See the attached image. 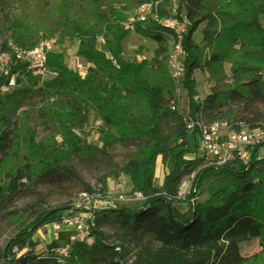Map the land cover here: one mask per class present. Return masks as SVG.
Listing matches in <instances>:
<instances>
[{"label":"trees","instance_id":"1","mask_svg":"<svg viewBox=\"0 0 264 264\" xmlns=\"http://www.w3.org/2000/svg\"><path fill=\"white\" fill-rule=\"evenodd\" d=\"M39 1L44 11L41 23L29 34L12 26L16 31L10 41L28 50L54 36L60 46L78 42L79 56L91 66L82 77L67 67L63 53L50 51L46 64L54 76L49 80L21 62L0 74V206L53 174L82 182L72 160L90 162L97 153L108 156L111 145L128 143L134 151L112 176H126L131 192L139 193L144 202L137 208L93 210L89 241L70 242V233L59 232L45 254L35 253L31 237L40 227L58 222L69 206L34 209L32 221L0 252V264H247L241 246L253 239L264 254L260 147L249 148L247 162L235 156L224 164L202 167L203 159L183 160L189 137L194 143L198 138L197 130L187 129L186 114L207 125L224 123L237 133L264 126V0H86L88 18L72 12L77 0ZM148 3L153 4L152 16L130 25L134 33L156 44L151 63L125 60L123 43L129 30L123 26L124 14ZM52 13L54 21L46 24ZM168 20L187 22L182 40L187 53L182 81L186 110L170 105L174 84L166 56L174 29L163 23ZM200 25L202 39L197 44L193 34ZM2 53H11L8 43H0ZM226 62L231 63L232 83L219 85L226 79L220 73ZM195 71H208L215 83L203 99L197 98ZM35 94L42 100L39 117L60 134V142L37 144L30 133L20 142L24 134L16 129L13 116ZM91 118L101 123L99 150L81 138ZM172 156V170L161 186L155 185L158 157L166 166ZM192 174V191L182 200L187 208L181 211L175 206L181 202L178 188L182 178ZM108 176L98 179L95 190L86 186L84 193H105ZM74 211L71 206L69 213ZM114 221L116 230L105 234L102 227ZM14 247L27 250L19 255ZM62 247H68L66 256L56 253ZM259 259L256 256L254 263Z\"/></svg>","mask_w":264,"mask_h":264},{"label":"rangeland","instance_id":"2","mask_svg":"<svg viewBox=\"0 0 264 264\" xmlns=\"http://www.w3.org/2000/svg\"><path fill=\"white\" fill-rule=\"evenodd\" d=\"M113 1L114 0H106L107 3ZM137 10L138 8H135L124 14L125 22L123 26L125 29L129 30V33L123 43V57L128 61L141 62L146 60V62L151 63L156 44L134 33L130 25L138 17ZM72 12L84 18H88L89 9L87 1L77 0L72 8ZM43 14L44 11L42 10V4L39 0H26L25 2L23 0H0V43L13 44L10 38L16 31V28L12 27L14 25L18 26V29L25 34L34 31L41 23ZM51 21H54L53 13L50 15L48 21H46V24L51 23ZM261 24L264 28V15L261 17ZM201 27H203V25L199 26L200 29ZM57 38V36H54L46 39L53 40L51 51L63 53L65 55L64 61L67 67L84 77L91 65L79 56L78 52L81 48L78 42L71 43L68 41L63 46H60ZM8 67L9 66L0 60V72H7L9 69ZM230 68V62H226L222 66L220 73L223 72L226 79L223 78L224 80H220L217 84L221 85L223 83L229 85L232 83L230 79ZM39 76L42 80H49L54 76V73L47 67V73L43 76ZM193 77L196 82L197 95L200 96L203 92L209 91L211 86L215 84L214 82H210V74L208 71H197L196 75L194 72ZM4 90H6V88L2 87L1 91ZM179 95L180 109L186 110L188 108V97L182 82L180 84ZM21 104L22 106L17 109L13 116V121L16 120L17 124L16 129L24 134V136L20 134V142L26 139L28 133L34 137L37 144L40 142H50L51 140L57 142L61 141L60 134L55 130L50 131L38 115L37 110L42 106V100L39 95H32L31 98L23 101ZM100 126V121L91 118L81 132V138L85 140L87 144L94 146L96 150H99L102 146L99 133ZM221 131L224 135L229 132L226 126L223 127ZM108 149V156H102L97 153V157L90 162L79 161L77 159L72 160L71 165L77 170L78 176L82 182H76L75 180H69L57 174H53V177L48 181L41 180L35 184L27 185L17 194L7 199L0 206V252L3 251L7 243L19 232L23 225H27V223L29 224L32 221L31 216L34 209H55L66 204L69 206V211L71 206L75 208L72 214H85L92 208L96 210L100 209V207L108 208L110 206H124L128 208L140 207L144 200L140 198L137 199L135 196L136 194L131 192L132 186L129 179L124 175L112 176V173L117 171L118 166L123 165L127 161L134 151V146L129 143L118 144L111 145ZM188 149L189 153L184 155L183 160H192L194 158L203 159L204 164L202 167L217 165L214 163L213 159L202 153L198 142L194 143L191 137H189ZM259 154L264 155V147H260ZM173 164L174 156H172L166 166L161 163V158L158 157L154 170L155 185H162L165 175L172 170ZM106 175H109L106 179L107 191L101 194L94 192L92 194H96L99 197L86 199L85 196L82 195L85 191V187L89 186L93 190L97 189L99 186L97 182L98 179ZM192 179L193 174L191 176L186 175L182 178L179 185L177 200L181 202L176 203L175 206L180 208L181 211L187 208L186 203L182 200L192 191ZM69 211L64 215H67ZM117 227L118 221L110 222L102 227V231L105 234H111ZM58 236L59 231L55 230L51 224L40 227L31 237V240L36 243L34 248L35 253L45 254L48 251L47 245L53 240H56ZM26 250L25 248L19 251L18 247H14L13 252H17L21 255L26 252ZM261 250L262 247H260L256 239L243 242L241 246V254L247 258V264H264V254H261ZM134 252L135 249H132L128 258H131ZM256 256H259L260 259L254 263Z\"/></svg>","mask_w":264,"mask_h":264},{"label":"built area","instance_id":"3","mask_svg":"<svg viewBox=\"0 0 264 264\" xmlns=\"http://www.w3.org/2000/svg\"><path fill=\"white\" fill-rule=\"evenodd\" d=\"M175 1V0H173ZM156 5V3H155ZM152 3L142 4L138 7V19H145L152 16ZM149 16V17H150ZM163 23L174 29V36L170 42V47L166 56V65L172 83L174 84V99L170 102L171 109H175L180 102V84L184 78V59L186 51L183 48L182 40L187 30L186 20L178 22L176 20L163 21ZM53 40H43L32 49H22L12 44L11 53L0 54L2 60L7 66L14 62L26 64L27 70L33 74L41 75L47 73L46 54L52 49ZM14 57V58H13ZM9 68V67H8ZM2 71L0 72V74ZM14 81H10L13 85ZM178 107V106H177ZM187 125V129L198 132L197 142L199 148L207 157L213 159L217 165L224 164L237 156L240 160L247 162L249 160V148L264 147V126L252 129L242 130L240 132L229 131L224 135L221 131L226 125L224 123L204 124L200 120H193L187 114L183 116ZM248 147V150L246 149ZM264 155L258 154V158L262 159ZM135 196L143 199L139 193ZM86 199L99 197L96 194L83 193ZM122 199V198H121ZM120 199V200H121ZM116 207V206H110ZM102 207H100L101 209ZM104 208V207H103ZM92 208L88 213H68L51 226L59 231H67L70 233V242L88 241L93 219ZM68 247H62L56 251L59 256H66Z\"/></svg>","mask_w":264,"mask_h":264},{"label":"crops","instance_id":"4","mask_svg":"<svg viewBox=\"0 0 264 264\" xmlns=\"http://www.w3.org/2000/svg\"><path fill=\"white\" fill-rule=\"evenodd\" d=\"M201 29H202V27H201ZM201 29L198 28V30L193 34V41L195 43H197V44L200 43L201 42V39H202V37H201ZM196 73H197V71H195V75H196ZM209 91H205L202 94L200 93L201 96L200 95H197L198 98L203 99L208 94Z\"/></svg>","mask_w":264,"mask_h":264}]
</instances>
